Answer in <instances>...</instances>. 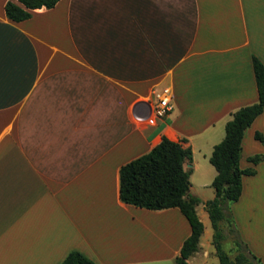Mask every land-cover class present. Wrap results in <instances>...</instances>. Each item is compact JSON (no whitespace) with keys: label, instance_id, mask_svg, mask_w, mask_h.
<instances>
[{"label":"crops","instance_id":"0c3cea01","mask_svg":"<svg viewBox=\"0 0 264 264\" xmlns=\"http://www.w3.org/2000/svg\"><path fill=\"white\" fill-rule=\"evenodd\" d=\"M7 1L0 264H60L71 250L95 264H173L191 233L186 217L119 197L121 166L163 137L192 150L184 167L203 232L188 263L207 264L216 256L209 157L232 113L258 99L252 57L264 64V0H59L22 21L6 16ZM165 88L171 108L150 123ZM256 154L264 156V109L239 160L255 173L242 177L230 207L241 240L264 263V159L249 161Z\"/></svg>","mask_w":264,"mask_h":264},{"label":"trees","instance_id":"16d2710c","mask_svg":"<svg viewBox=\"0 0 264 264\" xmlns=\"http://www.w3.org/2000/svg\"><path fill=\"white\" fill-rule=\"evenodd\" d=\"M59 0H9L4 9L13 21H22L31 16V10L41 7L51 8ZM258 99L234 111L226 122L225 136L217 143L209 157L216 170L212 180L215 190L213 199L205 202L213 229L212 245L219 264H264L247 248L241 240L231 212V204L242 192V177L253 175V168L239 166L242 140L246 129L264 109V64L252 57ZM255 137L263 140L260 133ZM263 155L249 157L254 164L262 161ZM192 161V150L180 142L163 137L148 153L122 165L119 171V197L127 204L152 210L176 207L189 222L191 233L184 240L179 255L173 264H189L188 258L199 248V238L203 224L197 216L199 198L190 194V169L184 163ZM232 242L233 255L223 244ZM60 264H95L78 250L67 253Z\"/></svg>","mask_w":264,"mask_h":264},{"label":"built area","instance_id":"2783aa9c","mask_svg":"<svg viewBox=\"0 0 264 264\" xmlns=\"http://www.w3.org/2000/svg\"><path fill=\"white\" fill-rule=\"evenodd\" d=\"M171 91L169 88L163 89L161 93L155 95V102L152 107V115L148 117L150 123H154L157 118L164 117L170 110Z\"/></svg>","mask_w":264,"mask_h":264},{"label":"rangeland","instance_id":"374dc122","mask_svg":"<svg viewBox=\"0 0 264 264\" xmlns=\"http://www.w3.org/2000/svg\"><path fill=\"white\" fill-rule=\"evenodd\" d=\"M223 247H224L225 250L229 251V253L231 255L234 254L233 251H231L233 245H232V242L230 240H228L227 242H225L223 244ZM202 260H203V258L201 256V254H199V256H197V262H200ZM207 264H219V262H218V259L216 258V256L215 257L214 256H210V258L207 259Z\"/></svg>","mask_w":264,"mask_h":264}]
</instances>
